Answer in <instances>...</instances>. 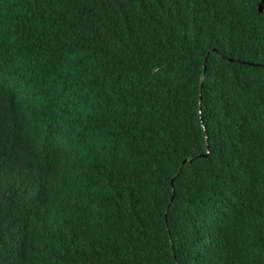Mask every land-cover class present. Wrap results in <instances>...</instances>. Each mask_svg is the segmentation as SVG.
<instances>
[{"label": "trees", "instance_id": "1", "mask_svg": "<svg viewBox=\"0 0 264 264\" xmlns=\"http://www.w3.org/2000/svg\"><path fill=\"white\" fill-rule=\"evenodd\" d=\"M259 2L0 0V264H264Z\"/></svg>", "mask_w": 264, "mask_h": 264}, {"label": "water", "instance_id": "2", "mask_svg": "<svg viewBox=\"0 0 264 264\" xmlns=\"http://www.w3.org/2000/svg\"><path fill=\"white\" fill-rule=\"evenodd\" d=\"M259 10L264 13V0H260V2H259ZM262 64L263 63H260V65H262Z\"/></svg>", "mask_w": 264, "mask_h": 264}]
</instances>
